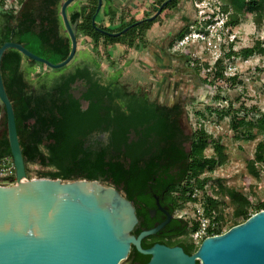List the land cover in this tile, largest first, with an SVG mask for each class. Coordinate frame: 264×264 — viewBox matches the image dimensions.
<instances>
[{
    "label": "trees",
    "instance_id": "trees-1",
    "mask_svg": "<svg viewBox=\"0 0 264 264\" xmlns=\"http://www.w3.org/2000/svg\"><path fill=\"white\" fill-rule=\"evenodd\" d=\"M164 0L158 1V6ZM221 9L227 13V24L232 30L246 13L253 15L257 25L264 18V0H220ZM18 8L4 7L0 0V45L6 40L22 42L32 52L52 62L64 59L70 50V36L63 32L60 14L61 0H19ZM178 0H169L162 10L173 7ZM97 0L83 3L79 9L68 13L77 39L86 37L92 42L97 54L108 50L111 44L122 42L132 44L135 36H141L154 19H130L117 27L102 23L95 15ZM158 7H156L157 10ZM111 17V12L108 13ZM124 32L112 36L108 31ZM188 26L178 32L183 35ZM224 46V44H223ZM252 51L264 52V40L256 39L251 47L233 49V40L228 41L224 56L248 55ZM41 65L18 49L6 48L1 56V74L6 92L12 102L15 124L26 171L31 163L52 166L44 169L40 176L71 179L80 177L102 180L112 184L138 207L146 202L153 206L154 195H164L173 208L184 201H193L192 189H202L207 176L200 177L205 169L212 170L226 159L223 144L212 139L203 127L192 134L183 133L177 122L182 112L180 105L175 109L156 105L140 91H125L103 78L98 66L88 70L87 65L74 67L56 74L50 82L34 81L21 69V59ZM223 58V57H222ZM215 62V75L223 76L221 59ZM49 70V67H45ZM195 70H199L197 66ZM206 80V78H204ZM210 81V80H208ZM218 96V95H217ZM0 102V156H11L7 137L6 117ZM219 116L230 113V109L217 110ZM232 125L243 128L240 134H249L255 125L246 115H233ZM256 125L264 131V112L257 117ZM188 141V146L182 140ZM212 140L215 154L205 155V147ZM151 149L158 150L155 153ZM255 162L264 163V140L257 142L254 159L247 165L256 173ZM12 178V177H10ZM234 207L233 222L223 228L222 201L207 194L203 201L205 213L216 227L207 229L208 234L220 233L230 226L245 220L253 212L264 208V201L254 207L248 196L233 187H222L221 191ZM154 193V194H153ZM145 212V211H143ZM147 213V211H146ZM198 227L194 220L188 251H194L198 244L193 240V231ZM198 264V263H197Z\"/></svg>",
    "mask_w": 264,
    "mask_h": 264
},
{
    "label": "water",
    "instance_id": "water-1",
    "mask_svg": "<svg viewBox=\"0 0 264 264\" xmlns=\"http://www.w3.org/2000/svg\"><path fill=\"white\" fill-rule=\"evenodd\" d=\"M71 1L62 0L60 4L64 28L71 41L64 59L52 62L18 41L6 40L0 45V102L15 167V181L0 183V264H118L127 256L131 244L151 255L145 264H195L197 259L199 264H264V208L223 232L203 237L191 254L181 246L157 242L143 248L140 239L155 232L170 216L159 205L166 212L165 220L135 236L131 233L138 219L135 206L101 176L95 179L80 177L81 174L71 179L28 176L13 105L2 79L1 56L6 48L13 47L51 68L70 62L78 44L66 13ZM168 1L164 0L146 18L154 19ZM101 5L102 0H97L93 24ZM129 27L117 31L97 28L116 36Z\"/></svg>",
    "mask_w": 264,
    "mask_h": 264
},
{
    "label": "rangeland",
    "instance_id": "rangeland-1",
    "mask_svg": "<svg viewBox=\"0 0 264 264\" xmlns=\"http://www.w3.org/2000/svg\"><path fill=\"white\" fill-rule=\"evenodd\" d=\"M207 1H218L220 6L222 3L220 0ZM207 1L188 0V3L190 7H195L196 14H198L199 7L202 11L207 10L204 6L208 3ZM3 5L7 8H18L20 2L19 0H4ZM189 27L184 33L193 32V28ZM145 31L142 36L138 33L132 44H126V47L136 46L137 51L133 53V57L143 52ZM231 33L234 50H239L244 46L251 47L256 39L264 40V18L257 25L253 20V15L246 13L236 25L232 26ZM178 38L180 37H176ZM176 39L170 45V54L178 60L175 65H170V67L163 65L160 68L158 63L154 66L151 63L150 73L141 70V66L129 65L126 67L127 70L118 77L122 82L119 81L118 85H114L128 92L140 89L143 93H148L152 99L162 102H169L178 95L185 100L180 118L185 131L192 134L199 127H203L210 133L212 139L223 144L226 159L221 164L215 165L212 170L207 168L201 172L200 177L207 176L208 178L204 187L200 189L195 186L191 192L194 200L184 201L176 208L177 213L188 219L189 225L191 224L190 229L187 230L190 237L192 224L194 220H197L196 209L203 208V201L207 194L217 196L222 201L225 217L223 228L233 222L231 212L234 205L225 194L216 192L221 191L222 187H233L242 191L248 196L253 207L257 202L264 201V163L255 162L256 173H251L247 165L250 160L254 159L257 142L264 140V131L256 125L257 117L264 112V52L252 51L248 55L240 53L227 57L224 56V48L207 46V43L197 37H189L185 46L173 48ZM221 49L224 52L220 51ZM92 50L96 58L85 56L74 61L75 57L79 56V52H76L73 60L59 68L48 66V70L45 68L47 67L45 63L40 65L39 61V64H36L24 60L21 63V69L32 80L41 79L47 82H50L56 74L80 67L82 62L88 61L92 66H98L103 74L110 73L111 46L99 54L93 47ZM219 58H222L224 65L223 76H216L214 73L215 62ZM141 65L148 68L143 62ZM195 66L198 67V71L195 70ZM222 108L230 109V113L219 116L217 110ZM233 115L238 117L246 115V118L253 120L255 125L250 129L249 134H240L243 128L240 129V125L238 127L232 125ZM2 128L3 126L0 127ZM186 144L188 145V142ZM203 153L205 155L215 154L212 140ZM44 169H54V167L31 163L27 174L29 177L40 176L39 172Z\"/></svg>",
    "mask_w": 264,
    "mask_h": 264
},
{
    "label": "crops",
    "instance_id": "crops-1",
    "mask_svg": "<svg viewBox=\"0 0 264 264\" xmlns=\"http://www.w3.org/2000/svg\"><path fill=\"white\" fill-rule=\"evenodd\" d=\"M158 1L159 0H102V5L98 11V18L102 23H107L111 25V27H117L122 22H126L130 19H141L152 15L156 11V7H159ZM87 2H89V0H72L66 6L67 15L69 12L79 9L83 3ZM110 12L112 13L111 17L108 14ZM196 18L197 14L195 7H190L188 0H180L175 6L163 9L145 31L143 52H140L138 56L133 57V53L137 51L135 45L126 47V44L122 42L111 44V71L110 73L104 74L105 79L108 81L111 79V84L118 85L119 81L122 82L118 77L127 70L126 67L129 65L141 66L140 69L146 70L148 73H150L151 63L153 66L158 63L160 68L163 67V65H169V67L170 65H175L178 60H175V57L170 54L169 38L173 34L181 31L186 24L193 22ZM63 32H67L64 28V24ZM77 41L76 52H79V56L77 55L74 61L85 56L96 58L92 50V42H90L88 38L80 37ZM24 60L28 59L23 56L21 62ZM71 60H73V58ZM142 62L145 63L148 68L142 66ZM88 63L89 61L82 62V65H87ZM159 71H161V69H159ZM137 91H140V89Z\"/></svg>",
    "mask_w": 264,
    "mask_h": 264
},
{
    "label": "flooded vegetation",
    "instance_id": "flooded-vegetation-1",
    "mask_svg": "<svg viewBox=\"0 0 264 264\" xmlns=\"http://www.w3.org/2000/svg\"><path fill=\"white\" fill-rule=\"evenodd\" d=\"M189 24H186L185 26L189 27ZM177 34L178 33H175L169 38V46L173 43V40L176 39ZM87 67L88 70H93L95 66L94 65L92 66V64L88 63ZM103 78L105 79L104 74H103ZM140 94H144L149 101L154 102L156 105L157 104L165 105L173 109H175L176 106L180 105L182 109H184L183 102L185 100L184 99L182 100L178 95H176V97H173L169 102H162L159 100L152 99L146 92L143 93V91H140ZM181 114L178 115L177 122L183 128L180 119L182 116ZM183 133L186 135H190V133H187L184 128H183ZM187 142L188 141L186 139L182 140V143L185 146H188L186 144ZM157 151L158 150L156 149H151V151L149 150V152H151L152 154ZM156 197H157V202H156ZM156 197L154 196L153 198V203H154L153 206L148 207L146 202L141 203L140 205H138V207L135 206L138 219L135 226L131 230V233L137 236L140 233V231L154 227L161 221L165 220L166 212H167L168 214H170L168 220H166L164 224L160 226L155 232L143 236L140 239L141 246L143 248H148L156 242L162 243L166 246L178 245L181 246L185 252L191 254L193 251L192 252L188 251V244L190 242V237L187 230L190 229L191 226V224L189 225V220L180 216L177 213L176 208H173L172 202H168L164 195L161 196L156 195ZM158 205L166 212L162 210ZM150 256L151 255L149 253L140 252L135 245L131 244L127 256L122 260H120L118 264H134V263L145 264L149 260ZM197 263L199 264L198 259L196 260L195 264Z\"/></svg>",
    "mask_w": 264,
    "mask_h": 264
},
{
    "label": "built area",
    "instance_id": "built-area-1",
    "mask_svg": "<svg viewBox=\"0 0 264 264\" xmlns=\"http://www.w3.org/2000/svg\"><path fill=\"white\" fill-rule=\"evenodd\" d=\"M207 2L208 3L204 5L207 10L202 11V8L198 5V19L196 18V22L194 21L193 23L189 24V26L193 28V32H185L182 36H180V38L176 39V44L174 43L173 48L185 46L189 40V37H197L204 43H207V46H220L225 50L228 41L233 40V38L230 37V34H232L231 29L227 24V13L221 9L218 1ZM220 51L223 50L221 49ZM14 169L15 167L11 156H0V183H13L15 181ZM196 215L198 227L193 233V238L195 243L198 244L203 237L210 235L208 234L207 229L209 227L214 228L217 225L216 221L212 220L205 213L203 208H197Z\"/></svg>",
    "mask_w": 264,
    "mask_h": 264
}]
</instances>
